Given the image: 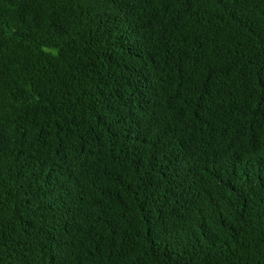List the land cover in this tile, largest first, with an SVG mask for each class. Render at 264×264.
<instances>
[{"label":"trees","instance_id":"obj_1","mask_svg":"<svg viewBox=\"0 0 264 264\" xmlns=\"http://www.w3.org/2000/svg\"><path fill=\"white\" fill-rule=\"evenodd\" d=\"M0 264H264V0H0Z\"/></svg>","mask_w":264,"mask_h":264}]
</instances>
